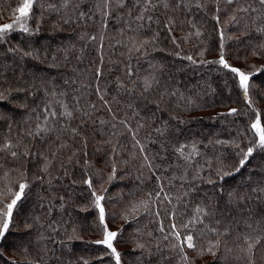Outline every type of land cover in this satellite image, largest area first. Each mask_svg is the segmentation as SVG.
I'll use <instances>...</instances> for the list:
<instances>
[{"label":"trees","instance_id":"16d2710c","mask_svg":"<svg viewBox=\"0 0 264 264\" xmlns=\"http://www.w3.org/2000/svg\"><path fill=\"white\" fill-rule=\"evenodd\" d=\"M257 121L264 0H0V264H264Z\"/></svg>","mask_w":264,"mask_h":264},{"label":"rangeland","instance_id":"374dc122","mask_svg":"<svg viewBox=\"0 0 264 264\" xmlns=\"http://www.w3.org/2000/svg\"><path fill=\"white\" fill-rule=\"evenodd\" d=\"M28 10H29V3H26V4L24 5V7L22 8L21 13L24 14V13H26ZM247 79H248V77H247L246 75L241 74V80H242V82H243L244 85L247 84ZM254 128H255L256 132L258 133V136H259L260 140H261L262 142H264V131H263V129H262V127H261L259 121H257V122L255 123ZM108 243L110 244V240H108Z\"/></svg>","mask_w":264,"mask_h":264}]
</instances>
